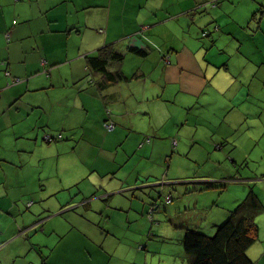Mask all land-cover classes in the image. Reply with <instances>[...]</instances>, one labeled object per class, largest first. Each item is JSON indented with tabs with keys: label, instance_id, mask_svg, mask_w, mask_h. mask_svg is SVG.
Segmentation results:
<instances>
[{
	"label": "crops",
	"instance_id": "0c3cea01",
	"mask_svg": "<svg viewBox=\"0 0 264 264\" xmlns=\"http://www.w3.org/2000/svg\"><path fill=\"white\" fill-rule=\"evenodd\" d=\"M109 47L121 60L89 68ZM115 71L124 76L105 75ZM184 152L212 171L168 169L180 185L160 184L172 202L149 223L153 192L139 184ZM254 160L264 164V0H0V264L146 261L166 254L168 220L180 239L187 226L210 233L250 192L262 225L247 254L264 264V171L245 172ZM197 177L231 187L229 204L193 200ZM135 216L153 238L131 230ZM62 221L82 233L74 257L30 238ZM182 247L169 249L172 264L188 260Z\"/></svg>",
	"mask_w": 264,
	"mask_h": 264
},
{
	"label": "trees",
	"instance_id": "16d2710c",
	"mask_svg": "<svg viewBox=\"0 0 264 264\" xmlns=\"http://www.w3.org/2000/svg\"><path fill=\"white\" fill-rule=\"evenodd\" d=\"M130 49L138 54L144 53L141 49L134 47H130ZM122 56L121 52L114 51L110 47L102 49L99 55L88 57L89 68L107 70L106 64L109 60L120 61ZM105 75L114 80L124 76L121 71L108 72ZM104 127L106 128L105 125ZM198 182L205 185L202 189L211 186L209 181ZM139 186V188L143 186L153 192L148 195L149 200L146 201L143 211L146 215L145 218H149L150 220H147L152 223L157 220L154 218L157 210L166 211L168 209L169 203L172 202L171 196L170 199L166 198L165 188L159 184L158 178L149 180L145 184H139ZM258 207L257 198L250 192L235 207L228 209L227 217L222 222L215 224L212 232L207 233L199 227H184L180 241L188 256V264H255L256 261L247 254V249L258 238V227L254 220V213ZM145 218L144 220L147 222ZM147 225L151 227L150 224ZM148 229L145 231V236L153 238L152 228Z\"/></svg>",
	"mask_w": 264,
	"mask_h": 264
},
{
	"label": "rangeland",
	"instance_id": "374dc122",
	"mask_svg": "<svg viewBox=\"0 0 264 264\" xmlns=\"http://www.w3.org/2000/svg\"><path fill=\"white\" fill-rule=\"evenodd\" d=\"M250 15H251V12H250ZM255 151H256V149L253 150V152H255ZM192 152H195V151H192ZM172 155H173L172 153L168 154L167 161H170L169 157ZM198 161L199 162H194L193 160H191L189 158V156L186 154V152H184L183 155H173L171 158V161H170V163H171L170 166H168L166 164L162 167V172L158 178V181H160L159 180L160 178H164L165 181L172 182V183L174 182L173 184H175V185L179 184V182H177L176 178L175 179H169L168 176L163 175V174L168 169H169V173H170L168 175H170V177L173 176L172 170H174L176 172L178 171L179 173L183 172L185 174L184 168L186 167V165L194 167L195 172H197V175H208V173H211L212 169H211L210 164H208V163L204 164L202 159H199ZM258 161L259 160H254V161L249 162V166L245 169V172L251 171V172H254L253 174H258V173L263 172L264 171V164L260 165ZM208 179H209L208 177H200V178L197 177L195 180L201 181V180H208ZM185 180H189V179H185ZM262 184H264V183H262ZM262 184L256 185L255 188L259 191H262V193H264V189H263ZM216 186L219 188L220 185H216ZM190 187L191 186H189L188 188H190ZM213 189L214 188H211V186H209L208 188H205L203 191H199L197 193H194L191 197L193 200H195L196 196H199L201 193L205 192L203 194V197H205V198H203L202 196L201 197L199 196L201 204H205L207 206V205L211 204L213 198L216 199V201H219L222 205H225L224 203L229 204V201L231 200V195H232L231 187H228V189H226L225 191L222 190V191L213 192L212 191ZM253 189H254V187H253ZM218 190H220V189H218ZM189 191H190V189H189ZM191 191H193V190H191ZM207 192H210V193H207ZM181 194H182V191L180 194H176L175 199L177 200ZM195 194H198V195H195ZM144 216L146 217L145 214H144ZM61 218L63 219V217H61ZM134 218H136V216ZM254 220H255L256 224L262 225L261 212L256 213V217L254 218ZM174 221H175L174 219L168 220V223H169L170 228H171V231H169V234H168V238L164 239V241H162V242L160 241L161 240L160 238L157 239L158 244H161L160 245L161 246V252L166 253V254L160 255V254L156 253V254H154V256L149 254L146 261H144V258H143L144 254L139 255V257L136 261L132 260L131 257H128L125 259V257H122L121 255H116L115 260L112 262H109V264H172V263H174V261L172 262L170 260V256H169L170 250L169 249L177 246V244H179V241H180V236L178 234H176L177 229L174 228V226H173ZM186 223H191V221L189 220ZM131 225H132L131 230L139 228L142 230V234H143L144 238H147V236H145V231L147 230V227H146V223L143 219L136 218L133 221V223L131 222ZM55 228L58 231L57 234H55V232H53V233H50L48 235L42 233L41 227L31 228V230H34V232L32 233V235H30V238H32V239H33V237L39 238V239H42V240L49 242V243H53L55 240L56 242H59L58 246L54 250L56 253L61 254V255H65L67 257L76 256L77 251L75 248L81 245V241L79 240V237L82 236V233L80 231H78L74 226L67 225L64 221H62V223H60V224L55 225ZM74 233H76V234H74ZM128 233H130V232L128 231ZM64 238H67L69 241L68 246L65 248H63ZM142 243H145V242H142ZM39 249L43 250L44 247H39ZM142 251H144V250H142ZM165 255H167V256H165ZM164 257H166V260H163ZM176 259H177V263H181L183 261V259H181L180 256H177ZM57 264H68V263L59 261V262H57ZM183 264H188V260L186 258L184 259Z\"/></svg>",
	"mask_w": 264,
	"mask_h": 264
},
{
	"label": "built area",
	"instance_id": "2783aa9c",
	"mask_svg": "<svg viewBox=\"0 0 264 264\" xmlns=\"http://www.w3.org/2000/svg\"><path fill=\"white\" fill-rule=\"evenodd\" d=\"M205 34H206V31L203 32V35H205ZM165 60L168 62L167 56L165 57ZM14 80H18V78H14ZM104 125H105L106 128L109 129V130L112 129V128L114 127V123L111 122V121L106 122ZM57 137L59 138V137H60V134H58ZM47 138H48L49 141H52V140H53V137H52V136H47ZM146 140L148 141V138H147ZM164 181H165V180H164ZM159 182H161V180H160ZM159 184H161V183H159ZM166 198H167V199H170V195H167Z\"/></svg>",
	"mask_w": 264,
	"mask_h": 264
},
{
	"label": "water",
	"instance_id": "95a60500",
	"mask_svg": "<svg viewBox=\"0 0 264 264\" xmlns=\"http://www.w3.org/2000/svg\"><path fill=\"white\" fill-rule=\"evenodd\" d=\"M166 182H168V181L163 182L164 184L161 183V185H166V184H168V183H166Z\"/></svg>",
	"mask_w": 264,
	"mask_h": 264
}]
</instances>
